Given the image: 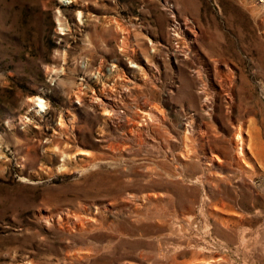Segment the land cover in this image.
Instances as JSON below:
<instances>
[{"label": "rangeland", "instance_id": "1", "mask_svg": "<svg viewBox=\"0 0 264 264\" xmlns=\"http://www.w3.org/2000/svg\"><path fill=\"white\" fill-rule=\"evenodd\" d=\"M0 264H264V0H0Z\"/></svg>", "mask_w": 264, "mask_h": 264}, {"label": "bare ground", "instance_id": "2", "mask_svg": "<svg viewBox=\"0 0 264 264\" xmlns=\"http://www.w3.org/2000/svg\"><path fill=\"white\" fill-rule=\"evenodd\" d=\"M182 49V48H181ZM181 51V50H180ZM37 100V106H42V108H43V102H44V99L42 98V97H39V99H36ZM107 111V110H106ZM110 113V112H109ZM253 132V131H252ZM251 142V141H250ZM242 149V148H241ZM254 149V148H253ZM259 153V152H258ZM216 157H218V156H216Z\"/></svg>", "mask_w": 264, "mask_h": 264}]
</instances>
